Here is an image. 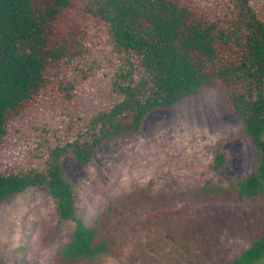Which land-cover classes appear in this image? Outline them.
Segmentation results:
<instances>
[{"label":"trees","instance_id":"16d2710c","mask_svg":"<svg viewBox=\"0 0 264 264\" xmlns=\"http://www.w3.org/2000/svg\"><path fill=\"white\" fill-rule=\"evenodd\" d=\"M214 88L243 121L257 167L245 180L188 194L259 202L264 0H0V203L32 188L51 196L59 224H73L51 264L114 254L118 238L105 230L113 208L86 225L64 160L87 166L150 115ZM226 164L219 153L215 166ZM259 206L261 232L232 264H264Z\"/></svg>","mask_w":264,"mask_h":264},{"label":"rangeland","instance_id":"374dc122","mask_svg":"<svg viewBox=\"0 0 264 264\" xmlns=\"http://www.w3.org/2000/svg\"><path fill=\"white\" fill-rule=\"evenodd\" d=\"M243 124L219 89H206L150 115L137 135L107 143L91 164L64 160L86 225L113 208L105 230L118 238L115 253L94 264H232L261 232L264 199L202 200L188 192L208 182L237 183L256 169ZM221 152L227 164L219 169ZM72 229L59 224L44 189L1 202L0 264H51Z\"/></svg>","mask_w":264,"mask_h":264}]
</instances>
